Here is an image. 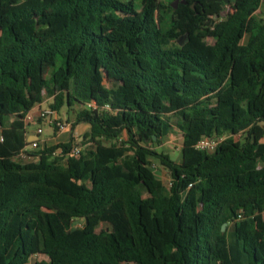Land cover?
<instances>
[{"label":"trees","instance_id":"trees-1","mask_svg":"<svg viewBox=\"0 0 264 264\" xmlns=\"http://www.w3.org/2000/svg\"><path fill=\"white\" fill-rule=\"evenodd\" d=\"M262 3L221 18L223 3L183 0L163 30L158 0H0V264H264ZM46 97L79 108L82 150L21 163ZM172 128L179 163L156 151Z\"/></svg>","mask_w":264,"mask_h":264},{"label":"rangeland","instance_id":"rangeland-1","mask_svg":"<svg viewBox=\"0 0 264 264\" xmlns=\"http://www.w3.org/2000/svg\"><path fill=\"white\" fill-rule=\"evenodd\" d=\"M119 1H127V0H119ZM134 4L136 6H138V0H133ZM159 3L163 6V10L160 13L161 16V26L162 29H168L170 28L173 23H174V17L171 13V11L169 10V6L171 3H175L176 0H158ZM233 4H234V0H229L228 4H224L223 5V9L221 12V18H224L226 15L230 14L233 12ZM264 13V0L263 3L261 5V8L259 9V11H257V14L259 16H263ZM44 107L48 108L49 104L51 103V98L50 97H46L44 98ZM43 106V105H42ZM78 107H74L73 111H71L69 113V115L67 114L66 111V106H62L60 107V109L56 112L58 118L63 122H72L73 121V116L74 113L78 110ZM43 134L42 136L48 135L52 132V128L50 126H48L46 123H41L40 124ZM84 133H82L83 135ZM79 136V135H77ZM75 141V140H74ZM72 143H74L72 141ZM181 144H182V137L180 132L176 129V128H172L170 134L164 138L162 140V143L157 147V152H162L165 155H167L171 160H173L176 163L180 162V148H181ZM31 157L28 156H24L23 158H19L18 160L21 163H27L29 162L31 159ZM151 169L154 172L155 176L157 179L161 180L164 183L168 182V173L167 171L158 164V162L156 160H152L151 162ZM142 198L144 201L149 202L150 198L148 196V194L145 191H142ZM263 219H264V213H263ZM72 226L74 228H80L82 226V222L78 221V222H74L72 224ZM105 228V225H99L96 229V233H101ZM226 230V226L224 227V230ZM46 261L47 258L45 256L42 255H37V256H33L30 259V264H33L35 261L39 262V261Z\"/></svg>","mask_w":264,"mask_h":264},{"label":"built area","instance_id":"built-area-1","mask_svg":"<svg viewBox=\"0 0 264 264\" xmlns=\"http://www.w3.org/2000/svg\"><path fill=\"white\" fill-rule=\"evenodd\" d=\"M34 108V107H33ZM32 108V109H33ZM86 109H94L96 108V105L93 103H87L85 104ZM32 109L28 111L23 118L24 122V128L25 132L26 129L30 125H40L41 123H46L48 126H50L52 129L55 130V132H61L65 131L66 129L71 128V123L61 121L56 111L51 110L50 108L40 109L38 107L37 111L35 113H32ZM104 110H109L108 105H104ZM42 133L41 127H38L36 129V135L39 136ZM26 140H27V134H25ZM226 138V135H214L211 137H202L198 140V142L195 144V149L199 151H204L208 153L214 152L221 142H223ZM1 140V139H0ZM46 147V144L43 141H40L38 139L35 140H27L26 146L23 148V150L20 152L19 158H23L24 156H29L28 152H38L43 150ZM82 150L81 145L77 143L75 140L74 143L71 145L69 149H65L63 147H59L52 152V155L54 157H58L61 159V162L64 163L69 158L72 157H78L80 152ZM32 160H35L34 157L30 158Z\"/></svg>","mask_w":264,"mask_h":264},{"label":"crops","instance_id":"crops-1","mask_svg":"<svg viewBox=\"0 0 264 264\" xmlns=\"http://www.w3.org/2000/svg\"><path fill=\"white\" fill-rule=\"evenodd\" d=\"M44 102L45 101L43 100L41 104L35 105L34 108L32 109V113H35V111H37L38 107L40 109H45L46 107H44ZM69 123H72V122H69ZM38 127H41V126L40 125H30L26 129L25 134H27V140L38 139L40 141H43L46 144V146L55 145V144H59V143H68V142H71L72 140H76L77 143L81 142L82 141V133H84L88 129L87 125L78 124L73 129L68 128L65 131H61V132H55V130L52 129V132L48 135L42 136V134H43V131H42L41 135L37 136L36 135V129ZM77 135H79V136H77Z\"/></svg>","mask_w":264,"mask_h":264},{"label":"water","instance_id":"water-1","mask_svg":"<svg viewBox=\"0 0 264 264\" xmlns=\"http://www.w3.org/2000/svg\"><path fill=\"white\" fill-rule=\"evenodd\" d=\"M182 1L183 0H176V2L175 3H171L170 6L172 8H176L177 3L182 2ZM207 1L209 3H212V2H222L224 4H228L229 3V0H207ZM224 227H225V224H223L222 227H221L222 231L224 230Z\"/></svg>","mask_w":264,"mask_h":264},{"label":"flooded vegetation","instance_id":"flooded-vegetation-1","mask_svg":"<svg viewBox=\"0 0 264 264\" xmlns=\"http://www.w3.org/2000/svg\"><path fill=\"white\" fill-rule=\"evenodd\" d=\"M212 3H214V2H212ZM219 3H222V2H219ZM208 4H210V3L206 0V6H207ZM223 5H224V3H223Z\"/></svg>","mask_w":264,"mask_h":264}]
</instances>
